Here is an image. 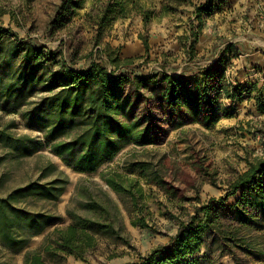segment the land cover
I'll use <instances>...</instances> for the list:
<instances>
[{"label": "rangeland", "instance_id": "obj_1", "mask_svg": "<svg viewBox=\"0 0 264 264\" xmlns=\"http://www.w3.org/2000/svg\"><path fill=\"white\" fill-rule=\"evenodd\" d=\"M62 1L0 0V26L9 30V35L1 41L0 77L3 76L4 84H0V128L7 126L14 136L34 137L41 145L40 150L30 155H20L0 141V196L5 197L14 189L37 180L52 162L69 176L65 193L58 200L28 196L14 202L31 211L61 215V221L50 226L48 230H51L56 225L71 222L66 209L81 177L103 183L100 171L116 168L139 179L147 195V205L141 215L148 225H133L124 212L131 247L121 244L117 250L119 256L111 258L109 249L102 245L85 259L70 256L66 263L125 264L168 243L180 224L196 215L203 203L226 195L235 175L246 170L248 159L264 154V107L261 109L264 106V0H225L221 10L203 14L202 22L193 15L192 5L161 15L160 0H156L157 11L149 22L144 23L140 15L133 14L115 21L104 35L103 41L112 49H119L122 59H132L119 68L109 61V52L98 51L103 46L95 42L94 31L83 19L93 0H83L82 7L76 10L68 4L67 9L75 13L69 20L67 15L62 28L53 29ZM227 43H235V49L225 55L222 83L241 84L244 89L241 99L234 103L219 100L220 108L229 111V115L220 112L219 120L205 127L193 117L195 102L188 100L177 105V113L170 116L168 80L164 75L176 77L183 73L193 83L192 78L200 76L204 68L224 53ZM28 44L59 52L56 59L76 69L97 61L109 71L119 70L131 78L135 75L152 77L138 89L133 84L129 86L132 104L128 120L142 119L144 124L151 123L156 143L136 148L126 146L93 174H80L69 168L51 152L41 131L27 126L22 118L28 102L43 95L40 83L30 81L24 85L23 80H18L21 53ZM207 80L209 86L219 85L214 77ZM209 94L214 96L213 87ZM129 159L149 161V168L128 170ZM49 174L47 179L54 176L55 170H50ZM239 197L240 193L228 197L226 204ZM198 215L202 217L203 213L199 211ZM254 227L247 230L248 235L257 238L260 248L264 249V234ZM41 238L42 235L35 236L30 247H35ZM203 241L186 259L201 258L206 242L210 243L209 259L199 264H234L229 255L221 253L223 249L218 241L211 236H204ZM23 257L24 251L12 254L0 245V261L23 264ZM238 257L240 264H264V253L252 256L238 251Z\"/></svg>", "mask_w": 264, "mask_h": 264}, {"label": "trees", "instance_id": "obj_2", "mask_svg": "<svg viewBox=\"0 0 264 264\" xmlns=\"http://www.w3.org/2000/svg\"><path fill=\"white\" fill-rule=\"evenodd\" d=\"M68 4L76 10L82 7L83 0L62 1L53 22L54 30L62 28L68 14L69 20L75 13V10L67 9ZM224 4L225 0H160L159 13L166 15L192 5L193 15L202 22L203 14L221 10ZM156 11V0H106L103 3L93 0L83 19L94 31L95 42L103 46L98 51L109 52V61L119 68L132 59H122L119 49H112L108 42L103 41L104 35L119 19L138 14L147 23L155 17ZM7 35L9 30L0 26V54L2 38ZM144 44L148 47L146 39ZM44 48L28 44L21 53L18 80H23L24 85L36 81L42 85L43 92L38 100L28 102L22 118L27 126L41 131L51 152L69 168L80 174H93L126 146L136 148L156 143L151 123L144 124L142 119L128 120L132 104L129 86L133 84L138 89L152 77L135 75L131 78L119 70L109 71L97 61L76 69L60 63L56 59L59 52ZM234 49L235 43H227L224 53L211 66L204 68L200 76L192 78L193 83L183 73L176 77L164 75L168 80L170 116L177 113V105L188 100L195 102L193 117L205 127L216 123L220 112L229 115V111L220 108L219 100L228 99L234 103L241 99L244 91L241 84L222 83L225 55ZM208 77H214L219 85L209 86ZM0 84H4L3 76ZM212 87L214 96L209 94ZM11 123L15 124L14 121ZM0 141L20 155H30L41 149L40 142L34 137L26 134L14 136L7 126L0 128ZM127 168L145 171L149 168V161L129 159ZM50 170H55V174L47 179ZM99 176L103 183L81 177L66 209L71 222L56 225L51 230L49 227L60 222L61 215L31 211L14 202L28 196L58 200L65 193L69 176L52 162L47 164L37 180L14 189L5 197L0 196V245L12 254L24 251L23 264H66L70 256L85 259L102 245L109 249L111 258L119 256L118 246L125 244L131 247L124 212L130 216L133 225L147 226L146 218L141 215L147 205V195L139 179L116 168H106L100 171ZM229 187L225 196L212 197L201 205L198 213L201 211L202 217L197 213L187 222H182L168 243L125 264H199L209 259L210 243L205 242L202 260L186 257L199 249L204 236L218 241L223 249L221 253L229 255L234 264H240L238 251L252 256L263 254L260 242L250 237L247 230L255 226L264 234V154L248 159L246 170L237 173ZM238 193L240 197L235 202L226 204L228 197ZM38 235L42 238L35 247H30L31 240ZM0 264L7 263L0 261Z\"/></svg>", "mask_w": 264, "mask_h": 264}]
</instances>
